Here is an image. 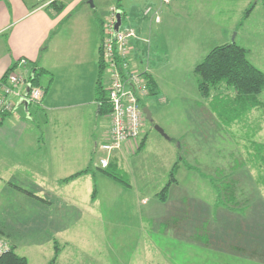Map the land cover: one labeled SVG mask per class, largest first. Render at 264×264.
<instances>
[{
  "label": "rangeland",
  "instance_id": "1",
  "mask_svg": "<svg viewBox=\"0 0 264 264\" xmlns=\"http://www.w3.org/2000/svg\"><path fill=\"white\" fill-rule=\"evenodd\" d=\"M122 2L124 3L125 0ZM232 2L228 0L224 5L234 8L235 3ZM110 3L106 1L93 8L99 28L100 20L105 19L107 14L105 6ZM184 3L191 12L186 9L187 11L178 18L183 16L188 18L194 14L208 15L209 9L215 7L217 10L222 5L217 0H185ZM206 4H209V8ZM255 8L253 16L245 21L244 26H238L232 31L229 41H234L236 33L243 30L244 38H237V42L244 43L249 50L248 59L264 71L262 0L256 4ZM217 13L220 16V12ZM231 13L232 11L228 9L222 12L225 18ZM176 23V26L171 29L169 42L155 39L153 43L152 38L151 60L158 86L153 90L154 92L149 88L150 92L142 98L141 104L150 107L153 120L149 121L145 117L138 138L131 140L128 149H123L118 156L117 164L111 167L112 172L131 184L128 185L113 178L112 180L117 182V185H114L116 187H113L114 190L107 187L103 180L106 173L99 161L103 155L99 147L100 135L97 132L90 137L87 133L89 124L86 122L88 124L86 132L79 133L73 145L69 147L74 151L62 157L73 160L78 165V169L87 166L93 176L91 194L92 190L96 189L98 201H89L82 194L79 196L77 206H73L76 204L64 202L60 198L72 194L69 184L58 181L54 183L50 180L48 182L50 185L44 188L47 189L49 201L44 204V207L49 210L41 212L42 220L46 218L47 231L45 234L38 235L42 236V244L36 246L28 244L22 236L23 227H16L20 231V244L17 251L28 257L29 264H48L54 257L57 246L60 252L55 264H264V168L253 166L248 154L246 155L254 149L248 146L249 141L242 135L243 131L239 125L243 124L234 122L228 129L226 123L217 121L213 111L214 104H211L209 101L211 99H206L199 91L198 75L194 70L195 63L203 57V51L224 43L222 41H225L226 37L219 36L221 41L211 43L200 34L199 40L187 41L183 37L188 34L185 33L183 20L177 19ZM201 39L204 41H200ZM44 79L42 78V81H45ZM58 82V87L65 91L60 76ZM103 82L104 85L108 84V73L105 70ZM226 88L220 85L212 94L214 95L216 91L219 94L231 91ZM260 98L264 105V88ZM13 101L16 103L15 100ZM47 112L53 115L46 124L47 128L52 130L56 127L54 112ZM155 125L162 127L167 134H171L175 145L178 149L180 147L183 159L214 176V181L203 179L210 188L213 186L211 189L216 193L213 199L209 197L208 191L205 192L204 195L208 201H211L210 203L196 202L195 199L179 203L174 201L175 198L162 202L150 196L147 198V203L146 201L143 204L135 203L133 207L126 198L122 197L123 191L120 193L119 188H124L130 192V195L138 194L137 190H140L141 184L134 176L137 163L141 158V153H138L137 149L145 134L150 135L158 131ZM222 127L223 129L220 130ZM43 129L47 130L46 127ZM44 134L43 146L52 147L50 134L46 132ZM259 140H264V131ZM191 153L197 155H191ZM66 164L67 161L62 162L61 171L58 174L62 172L66 176L76 171L73 164ZM217 166L224 167L226 170L230 168L231 175L237 180L232 190L240 200L247 201V204L243 202L239 204L241 207L237 211L228 208L226 204L216 202L222 183L220 174H216L217 172L213 170ZM189 173L194 175L195 172ZM182 179V183L188 189L197 194L202 192L200 186H190L191 182ZM231 201H234V198ZM25 204L24 208L31 207ZM218 206H220L218 212H213L214 207ZM57 208L61 211L56 210ZM186 210H188L187 214ZM115 211L118 213L134 211V214L140 217L137 224L139 225L142 220V226L136 227L134 216L130 217L134 224L128 225L129 220H125L123 214L120 215L121 213L118 214ZM114 212L117 217L113 214ZM210 213L212 216L209 215ZM18 216L24 218V210ZM208 217H212L209 220V229L204 225L199 229L196 228L198 222L204 223ZM16 224L21 225L19 220ZM42 226H45L44 222ZM54 226L57 228H53Z\"/></svg>",
  "mask_w": 264,
  "mask_h": 264
},
{
  "label": "crops",
  "instance_id": "2",
  "mask_svg": "<svg viewBox=\"0 0 264 264\" xmlns=\"http://www.w3.org/2000/svg\"><path fill=\"white\" fill-rule=\"evenodd\" d=\"M106 1L111 3L105 6L107 10L105 19L108 17L110 8L116 6L121 10L125 23H127L125 18H130L131 23L138 27L141 32H144L146 27L143 17L144 8L148 5L156 6L160 3V0H125L124 3L122 0H95L93 5H89L88 0H0V80L10 70H14L25 74L27 77L36 75L38 81L36 83L32 82L41 86L44 90L39 104L20 102L17 96H12L11 98L16 100L19 105L0 120V233L9 240L16 250L20 244V231L16 228L19 226L23 227L24 234L22 236L25 237L28 244H35L33 246H36L41 245L43 242L42 236L38 235L39 233L45 234L47 231L46 218L44 217V221L42 220L41 212L49 210L44 207V204L49 202L47 189L44 188L50 185L48 183L50 180H53L54 183L69 184L72 194L60 198L64 202L76 204L73 206H77L79 196L82 194L89 201H98L97 192L94 193L93 197L94 189L91 194L93 176L90 174V170L64 181L65 177L85 168L78 169V165L73 160L63 159L62 156L71 154L74 151L69 147L73 145V141L79 136V133L86 132L88 124V135L93 137L98 132L101 144L109 136L110 106L109 104L104 105L97 98L99 95L96 88L102 40V22L105 19L100 20L99 28L94 15L95 12H93L96 5ZM184 1L169 0L162 4L161 20L156 22L155 27H153V43L155 39L161 42H169L171 29L176 26L177 19L183 20L185 33H188L183 36L184 40L197 41L201 34L211 43L221 41L222 39L219 36L226 37L225 41L222 42L230 43L232 31L238 26H244L245 21L253 16L256 4L260 2V0H232L235 7L230 8L232 6L224 5L228 0H217L222 5L217 10L212 6L214 8L209 9L208 15L196 16L194 14L188 18L184 16L178 18L187 10L191 12L190 9H187ZM252 4H254V8L245 16L246 10ZM206 5L209 8V4ZM226 9L232 11L227 18L222 14ZM217 12H220V16ZM218 16L219 18H217ZM237 38H244L243 30L238 31L234 41L231 42L246 47L244 43L237 42ZM200 41H204V39ZM136 47L137 49L133 52L132 65L140 68L142 67L144 47L140 43ZM209 50L203 51L202 59ZM197 63H195V66ZM56 72L58 73L55 75ZM59 76L64 84L65 91L58 87ZM42 78H45V81H42ZM149 78L153 79L154 87L157 89L158 82L154 76L152 60ZM222 85L231 91L222 92V97L218 102L219 109L213 110L217 121L226 123L228 129L234 122L243 124L239 126L242 128L244 139H247L249 143L250 141L264 143V140H259L264 131L263 102L247 109L241 117H237L235 114L227 116L226 113L229 110L225 111L223 107L224 105L230 106L237 103V100H235L236 91L226 83H222ZM21 89H26V85H22ZM47 111L54 112L56 127L52 130L46 126L49 118L53 116ZM44 127L47 130L43 129ZM222 129L223 127L220 130ZM45 132L50 134L52 139L53 146L50 148L43 146ZM227 132L231 131L228 130ZM232 134L234 135L233 132ZM168 136L162 135L159 131L150 133V135L147 134L145 146L138 151V153H141V158L136 166V175L132 170L139 184H141V186L139 185L140 190H137L138 194L131 193L130 195V192L124 188H119L120 193L123 191L122 197L126 198L133 207L135 203L143 204L145 201L147 203V198L150 196L158 199L157 193L166 183L173 163L181 155L180 147L178 149L175 145L171 134H168ZM96 142L95 145L97 146ZM128 145L130 143L125 144L113 154L112 159L115 162V164H112L113 166L117 164L116 160H118V156L121 155L123 149H128ZM64 161H67L66 165L73 164L76 171L66 176L62 172L58 174ZM187 163L192 165L193 168L190 169L184 164L179 167L177 181L170 186L168 197L162 202L175 198L174 201L179 203L189 202L190 199H195L196 202L200 203H210L211 201H208L204 195L207 191L209 197L215 199L216 193L211 189L213 186L210 188L204 181L208 179L212 181L214 176L206 173L190 161ZM213 170L217 172L216 174H220L221 179L224 178L225 173L233 179L230 168L226 170L224 167L217 166ZM248 171L250 172V168ZM189 172H197L198 175H196L197 173L190 175ZM105 175L106 177L103 180L107 187L114 190L113 187H116L114 185H117V182L112 180L113 177ZM182 178L187 182H191L190 186H200L202 192L197 194L185 187ZM236 178L239 180L237 176ZM216 202L217 204H224V201H219V199ZM25 203L31 205V207L24 208ZM217 204L214 203V205ZM203 205L205 206V204ZM206 206L209 208L207 204ZM219 207H214L213 212L217 213ZM228 208L237 211L236 208L229 206ZM23 210L25 216L21 219L18 214ZM56 210L60 209L57 208ZM115 212L118 213V211ZM115 212L113 214L117 217ZM185 213L187 214L188 210ZM120 215L125 220H129L128 225L134 224L131 222V216H134L136 224L140 220L139 215L134 214V211H126V213L123 211ZM209 215L212 216L211 213ZM185 218L187 217L185 216ZM211 218L208 217V220H205L204 223L198 222L196 228L199 229L204 225L209 229ZM17 220L20 221L21 225L16 224ZM42 222L45 224L44 227ZM142 222L141 220V223L137 224L136 227L142 226ZM57 226L53 228L56 229Z\"/></svg>",
  "mask_w": 264,
  "mask_h": 264
},
{
  "label": "built area",
  "instance_id": "3",
  "mask_svg": "<svg viewBox=\"0 0 264 264\" xmlns=\"http://www.w3.org/2000/svg\"><path fill=\"white\" fill-rule=\"evenodd\" d=\"M168 1L160 0L158 5H148L144 8V32L139 31L128 17L125 18V23L122 12L121 23L116 27L119 10L116 6L110 8L108 17L102 22L100 61L108 73L106 89L110 104L109 136L100 145L103 155L99 161L103 168L110 164L117 150L131 140H136L141 133L145 119L141 100L150 92L153 27L161 20L162 4ZM138 43L144 47L140 68L132 65L133 52ZM31 79V76L10 70L6 77L0 80V120L5 113L14 111L19 105L13 101L12 96H17L20 102L41 103L44 90L41 86L33 84ZM22 85H26V89H21ZM10 247V242L0 233V256Z\"/></svg>",
  "mask_w": 264,
  "mask_h": 264
},
{
  "label": "trees",
  "instance_id": "4",
  "mask_svg": "<svg viewBox=\"0 0 264 264\" xmlns=\"http://www.w3.org/2000/svg\"><path fill=\"white\" fill-rule=\"evenodd\" d=\"M262 2L264 5V0H262ZM253 7L254 4L249 6V8L245 12V16H247L252 11ZM247 55V48L236 42L219 44L211 48L204 56V58L200 62H198L194 68L195 73L198 75V89L206 99H211L209 101L211 104H214V109H219L218 102L222 97L218 92L213 95L212 93L214 89H218V87H220L222 83H226L227 85L232 86L235 89V100H237V103L230 106L224 105L223 107L225 111L229 110L226 113L227 116H229L230 114H235L237 117H241L242 114L247 111V109H250L251 107L262 103L260 93L264 88V71L255 66L248 59ZM103 71L104 67L99 59V72L96 87L97 94L99 96L97 98L101 100L104 105H108V92L103 82ZM31 78V81H33L34 83L38 81L36 75H33ZM149 87L150 90L154 92V81L150 78ZM7 114L8 113H5V115ZM146 139L147 134H145L141 139L138 145L137 152L145 146ZM248 146L254 149V151L252 150L253 152L249 151L248 153H246V155L248 154L249 161L253 164V166H257L260 169L264 168V143L250 141ZM183 158L184 157L182 155H179L177 157L171 167L166 183L157 193V197L161 201H165L167 199L170 186L177 181L176 176L179 167L184 164L190 169L193 168V166L188 164ZM113 163L114 159L110 161V164L107 167L103 168V171L107 175L119 181H123L128 185L131 184L130 182L123 180L116 173L112 172L111 167L113 166ZM87 171L88 168H85L70 176L65 177L64 180L68 181ZM221 181V192L218 197L219 201H224V204L236 209L241 207L239 204H242V202L244 204L247 203L245 202L246 200H240L239 196L235 195L234 191L232 190L233 187L236 186L237 180L235 178L232 179L231 176H228L225 173L224 178ZM216 186L218 187L219 185L217 184ZM94 193H96V189L93 190V197ZM228 194L230 195V197ZM232 198H234V201H231ZM59 252L60 248L59 246H57L54 257L48 264L56 263ZM0 264H29V262L28 258L25 255L20 254L15 249V247L11 245L10 249L0 256Z\"/></svg>",
  "mask_w": 264,
  "mask_h": 264
},
{
  "label": "water",
  "instance_id": "5",
  "mask_svg": "<svg viewBox=\"0 0 264 264\" xmlns=\"http://www.w3.org/2000/svg\"><path fill=\"white\" fill-rule=\"evenodd\" d=\"M88 1H89V3H90L91 5H93V0H88ZM117 16H118V21H117L116 27H119V25H120V23H121V10H118V14H117ZM28 88H29V87H28ZM143 112H144V114H145L146 119H148L149 121H152V120H153L152 111H151V109H150L149 106L145 105V106L143 107ZM155 128H157V130H158L162 135H164V136H166V137H169L168 134L164 131V129H163L162 127H160V126H158V125H155Z\"/></svg>",
  "mask_w": 264,
  "mask_h": 264
},
{
  "label": "flooded vegetation",
  "instance_id": "6",
  "mask_svg": "<svg viewBox=\"0 0 264 264\" xmlns=\"http://www.w3.org/2000/svg\"><path fill=\"white\" fill-rule=\"evenodd\" d=\"M145 105H142V110H143V107H144Z\"/></svg>",
  "mask_w": 264,
  "mask_h": 264
}]
</instances>
